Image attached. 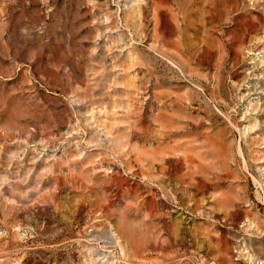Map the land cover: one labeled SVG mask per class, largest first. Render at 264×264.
I'll list each match as a JSON object with an SVG mask.
<instances>
[{
    "label": "rangeland",
    "instance_id": "obj_1",
    "mask_svg": "<svg viewBox=\"0 0 264 264\" xmlns=\"http://www.w3.org/2000/svg\"><path fill=\"white\" fill-rule=\"evenodd\" d=\"M0 264H264V0H0Z\"/></svg>",
    "mask_w": 264,
    "mask_h": 264
}]
</instances>
